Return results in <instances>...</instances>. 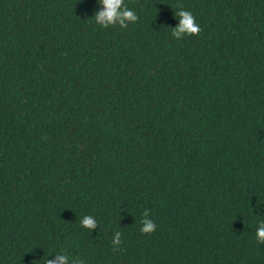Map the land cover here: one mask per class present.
I'll return each mask as SVG.
<instances>
[{
  "label": "trees",
  "instance_id": "trees-1",
  "mask_svg": "<svg viewBox=\"0 0 264 264\" xmlns=\"http://www.w3.org/2000/svg\"><path fill=\"white\" fill-rule=\"evenodd\" d=\"M124 3L0 0V264H264V0Z\"/></svg>",
  "mask_w": 264,
  "mask_h": 264
},
{
  "label": "clouds",
  "instance_id": "clouds-1",
  "mask_svg": "<svg viewBox=\"0 0 264 264\" xmlns=\"http://www.w3.org/2000/svg\"><path fill=\"white\" fill-rule=\"evenodd\" d=\"M102 6L94 14L95 22L101 27L107 28L109 26L119 25L121 28H127L130 23H135L138 20L137 14L128 9L124 0H98ZM179 17V24L172 28V36L176 39H182L184 36L196 35L201 32L200 26L195 22V17L190 11L179 10L175 13ZM142 227L140 229L143 234H151L156 230V224L148 218L149 213L146 210L143 213ZM80 225L88 230L96 227L97 221L93 216H84L80 220ZM256 240L259 244H264V221H261L256 229ZM121 233L117 231L112 240L114 246L113 251L118 250L121 244ZM70 259L65 253L55 254V259H46L45 264H69ZM72 264H81L80 261H73Z\"/></svg>",
  "mask_w": 264,
  "mask_h": 264
}]
</instances>
